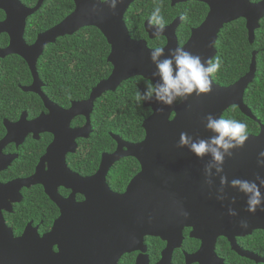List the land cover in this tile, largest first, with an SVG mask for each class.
I'll return each instance as SVG.
<instances>
[{
  "label": "water",
  "instance_id": "obj_1",
  "mask_svg": "<svg viewBox=\"0 0 264 264\" xmlns=\"http://www.w3.org/2000/svg\"><path fill=\"white\" fill-rule=\"evenodd\" d=\"M43 1L39 0L37 6L30 10L18 0H0V9L7 15L2 27L11 39L4 54L22 58L34 79L26 91L41 95L36 63L45 47L85 28L98 30L107 41L110 47L107 62L112 66V72L92 89L87 100L72 103L68 110L58 109L43 97L49 116H40L28 126L35 127L34 131L39 129L54 135L46 159L53 154L52 149L57 151L55 154L62 147L63 150L60 157L59 154L54 155L50 161L49 172L45 173L43 181L42 170H36V174L27 180L0 185V209L10 211L8 200L19 202L21 196L18 192L23 188L42 185L50 201L59 208L61 217L42 239L29 227L15 239L0 215V264H118L123 256L132 253H139L136 264H148L143 242L145 237L157 238L165 244L157 264H171L173 251L181 248L185 229L190 230V239L200 243L194 255L186 256L185 264H223L214 252L219 238L228 241L231 250L240 257L263 263L256 256L241 251L236 239L255 231L264 232V211L246 212L242 193L228 185L220 191V176H226L229 181L237 177L248 180H254L257 175L264 177V167H257L256 163L258 153L264 151V127L260 126L257 135H249L244 147L235 150L231 158H226L222 173L217 175L213 169V176L208 178L210 184L206 183L203 170L211 157L206 155L198 159L187 148L177 147L181 132L205 139L212 135L201 123L208 113L222 117L228 109L235 107L243 116L258 123L243 102L244 93L255 78L256 53L252 55L247 74L229 87L213 83L210 93L199 97L193 94L171 107L155 100L145 101L143 108L150 109L151 115L142 123L143 140L129 144L112 136L116 143L115 152L103 155L98 172L83 179L67 169L65 155L75 153L76 139H86L91 133L90 116L96 100L105 93L116 92L121 84L133 78L151 82V74L155 70L148 56L151 49L143 40H132L124 22L129 7L138 0H123L115 13L104 5H97V11L93 12L95 0H72L75 11L39 35L32 46H26L23 41L25 21L39 11ZM192 1L206 5L209 13L182 46L186 50L202 59L214 58L219 32L224 25L239 19L245 21L248 41L253 43L254 33L264 18V0L258 3H250L249 0H171V3L174 6ZM178 25V20H175L165 27L163 34L156 35L148 28V22L144 28L150 40L164 38L166 44L163 48L167 51L178 47L175 35ZM158 80L159 77L152 78L153 83ZM77 117L85 118V126L80 130H70L71 121ZM4 126L7 134L0 141V149L8 143L19 144L22 137L16 134L26 129L27 124L4 123ZM125 158L135 160L140 169L125 192L115 194L109 189L106 177L113 165ZM10 161L9 157H0V172ZM57 187L71 190L72 194L62 199L57 196ZM75 195L83 196L84 202L77 204ZM233 198L235 203H230ZM229 207L237 211L236 217L227 215ZM241 220L247 221V229L239 227ZM59 237L63 239L62 244L67 241L66 251L60 248ZM55 243H58L59 252L53 254L51 247Z\"/></svg>",
  "mask_w": 264,
  "mask_h": 264
},
{
  "label": "trees",
  "instance_id": "obj_2",
  "mask_svg": "<svg viewBox=\"0 0 264 264\" xmlns=\"http://www.w3.org/2000/svg\"><path fill=\"white\" fill-rule=\"evenodd\" d=\"M26 7H33L37 0H20ZM253 3L259 0H250ZM161 6L162 15L166 24L174 18V11H171L165 0H140L126 13L124 21L133 40H146L150 48L162 47L165 44L163 38L149 41L144 31V22L148 20L154 6ZM200 17L197 24H200L207 12L203 5H195ZM74 9L71 0H48L46 5L35 15L37 21L36 30L43 32L66 18ZM34 17V19H35ZM30 19L27 26H35V20ZM31 31V30H29ZM33 38L32 34H29ZM181 45L189 37L188 31L177 35ZM216 56L222 60V67L213 76V83L220 87H229L247 74L252 52L256 55V74L253 82L247 87L243 102L252 115L256 118L254 122L243 116L238 109L232 107L223 113V118L236 119L248 125L249 135L255 136L259 133L260 126L264 127V18L259 22V28L255 31V42L249 45L244 20H237L224 25L218 34L215 44ZM110 54V47L102 34L94 28H85L72 37L57 40L55 44L45 48L40 57L36 71L47 86L51 100L59 106L67 108L71 102H80L89 97L91 90L101 81L107 79L111 74L112 67L107 62ZM215 56V57H216ZM214 57V58H215ZM20 69L17 75L21 83L25 82L29 73L27 67L20 59H15ZM28 81V80H27ZM148 81L141 78L130 79L114 93L103 95L94 104L91 115L92 134L87 141L82 142L83 150L72 157L70 167L80 175H92L98 169L102 154L111 153L115 148L111 135L119 137L129 144H137L144 138L142 123L150 115V109L138 107L135 101L137 89L143 91ZM46 91V92H47ZM180 101H177L178 104ZM83 124V120H79ZM87 153V156L85 154ZM80 155H83L80 156ZM20 170V169H19ZM18 170V171H19ZM23 173L30 170L24 168ZM139 165L133 159H125L116 163L108 174L107 183L114 193H123L130 180L138 173ZM23 175V174H22ZM34 198L30 193L25 199L26 205H32L36 210L45 204H50L43 195L41 189H35ZM24 206H20L22 208ZM33 212V211H32ZM17 217L24 221L28 217L33 218L28 211L18 209ZM11 221L15 231L20 230L25 222ZM149 247L157 256L164 247V244L157 239H148ZM190 241L185 237V250L190 246ZM254 243L264 249V234H259ZM260 246V247H261ZM224 239H220V246L216 250L218 254L226 256L224 252L228 249ZM224 248V249H223ZM152 259L156 260L152 256ZM131 257L122 258L121 264H132Z\"/></svg>",
  "mask_w": 264,
  "mask_h": 264
},
{
  "label": "flooded vegetation",
  "instance_id": "obj_3",
  "mask_svg": "<svg viewBox=\"0 0 264 264\" xmlns=\"http://www.w3.org/2000/svg\"><path fill=\"white\" fill-rule=\"evenodd\" d=\"M18 1L22 4L23 7H25L26 9H30V10L34 9L39 2V0H37L36 4L33 7H26L20 0H18ZM47 1L48 0L43 1L41 8H43V6L46 5ZM139 1L140 0H138L137 2H139ZM165 1L168 3L169 7L171 8V11L172 12L174 11L173 20L170 23L166 24L165 27L169 26L175 20H178L179 25L175 30V35L177 38L178 46H183L188 41V39L190 38L192 31L197 29L205 21L207 15L209 13V9L206 5H204L202 3H198V2H193V1L192 2H186V3H179V4H176L174 6H172L171 0H165ZM260 1H262V0H259L258 2H260ZM137 2H135L134 4H136ZM258 2H256V3H258ZM250 3H253V2L250 1ZM134 4H132L129 7L128 11L133 7ZM198 4L203 5L207 8L206 15L200 24H197V18L200 17V14H199L196 6H195ZM73 5H74V3H73ZM41 8L39 9V11L41 10ZM39 11L34 13L32 16L28 17L25 21V30H24V34H23V41H24L26 46H32L35 43V41L37 40V37L39 35L49 31L53 27L60 24L68 16H70L75 11V5H74L73 11L66 18H64L61 22H59L55 26H53V27H51V28H49L43 32H40L41 30H36V28H35L36 25L39 23L37 21L35 15ZM34 17H35V19H34ZM30 19L35 20V23H34L35 26H27V22ZM239 20H243V19H239ZM6 21H7V15L4 11H2L0 9V141H2L7 134V130L4 126V123H8L9 125H17L19 123H24V124H27V127H26V129L24 128L22 130H19L18 133L16 134L17 137H22L21 142H19V140L17 139L19 144H17V143H10L9 144L8 143L0 149V157L11 158V161H10L9 165L7 166V168H5L3 171L0 172V185H2V186L6 185V184H10L14 181L27 180L36 174V170H42L41 180L43 181V179L46 175L45 173L49 172L50 161L52 160V158H54V155L57 156L59 154V157H60L61 152L63 150V147L61 148V150L57 154L54 153L57 151L52 149L53 154L50 155L48 159H46L45 156L47 155L48 150L53 145L54 135L50 132L40 131L39 129H36L34 131L35 127L33 128V127L28 126V125H31V123L33 121H35L36 119H38L40 116H43V117L49 116L50 111H49V108L46 107L43 97L45 99H47L48 102L51 103L53 106L57 107L58 109H60L62 111L68 110L70 108L71 104L74 103V102H71L67 108H64V107L59 106L53 100H51V98L49 97L48 91H47V86L43 83V80L40 79L37 71H36L37 77L41 83V85L39 87V92L41 95L30 92V91H26L27 89H29L33 85L34 79L32 76V72L29 69L28 64L22 58H20L17 55H13V54H9V55L4 54V52L9 48L10 43H11V39H10L9 34L6 31H4V29L2 27V25ZM146 22H148V20L144 22V25ZM245 29H246V27H245ZM29 30H31V31H29ZM144 31H145V28H144ZM187 31L189 33V37L187 38V40L184 43H182L180 45L178 42L177 35L180 34L181 32L186 33ZM30 33L32 34L33 38L29 36ZM75 34H73V35H75ZM72 36H66V37H72ZM66 37H63V38H66ZM147 37H148V35H147ZM158 38H162V37H158ZM60 39H62V38H59L58 40H60ZM148 40L153 41V40H150L149 38H148ZM247 40H248V33H247ZM136 41H138V40H136ZM143 41L146 42V45L149 49H151V50L154 49V48L149 47L146 40H143ZM254 42H255V33H254L253 43L250 44L249 41H248V43H249V45H253ZM165 44H166V40H165ZM165 44H164V46H165ZM47 46H49V45H47ZM164 46H162V47H164ZM214 48H215V46H214ZM253 53H256V55H257V52L253 51L252 55H253ZM14 58L15 59L18 58V59L22 60V62L27 67L29 77L26 78L25 82L21 83L20 79L18 80V78H17V75L20 74L21 68H19L17 66V62L14 61ZM39 59H38V61H39ZM38 61H37V63H38ZM37 63H36V65H37ZM105 94H107V93H105ZM90 118H91V116H90ZM80 119L83 120V122H84L82 125L78 123ZM85 124H86L85 118L77 117L71 121V123L69 125V129L70 130H80L85 126ZM90 125H91V119H90ZM23 130H25V132ZM91 134H92V127H91V133L89 134L88 138L75 140V144H76L75 153L74 154H66L64 157L67 169L71 173H73V174H75L78 177L83 178V179L93 177L99 170L102 156L103 155H111L116 150V143L112 139L113 142L115 143V148L111 153L102 154L101 159H100V163H99V166H98V169L96 170V172L92 175H85V176L80 175L79 173H77L76 171H74L70 167V161H71L72 157L77 155V153L84 151L83 146H82V142L87 141ZM112 136H114V135L110 134L111 138H112ZM125 143H127V142H125ZM52 152H50V153H52ZM80 156L83 157V155H80ZM85 156H87V153L85 154ZM125 159H129V158H125ZM125 159H122L119 162H121ZM24 168H28V170H30V171L25 174L21 171ZM107 179H108V175L106 177V183H107ZM129 183H128V185H129ZM107 185H108V183H107ZM127 186H126V188H127ZM36 188L38 190L39 189L42 190L43 195L46 197V199L50 203V204H45L44 206H42V208H40L38 210H36L35 208H32L31 204L30 205L25 204V199L28 197L29 193H30L31 197L34 198L33 194H35L34 190ZM126 188H125V190H126ZM109 189H110V187H109ZM125 190H124V192H125ZM56 193H57L58 197H60L62 199H67L72 194V191L67 190L63 187H57ZM123 193H115V194H123ZM18 194L21 196V200L19 202L12 203L8 200V204L10 206V211L0 209V215L2 216V219L4 221L6 228L11 230L12 235L15 239L20 238L23 235L24 231L27 229V227H29L30 231H32L34 233V235H37V237L39 239H42L44 236L48 235L52 231L55 222L58 221L59 218L61 217V212H60L59 208L57 207L56 204H54L50 201V198L45 193V189L42 185H36V186H30L29 188H23L21 191L18 192ZM74 201L77 204H81L84 202V197L81 195H75ZM20 206H24V207L19 208ZM18 209L28 211L29 214L33 218H37V219H32V218L28 217V219H26L27 221L24 220V221H26L24 226L20 230L15 231L14 227L11 226L10 222L11 221H17V220L21 221L17 217V210ZM24 221H21V222H24ZM80 223H84V222H80ZM87 227H88V225H87ZM189 233H190V230H188V229H185L183 231V242H182L181 248L173 251L172 256H171V264H185L186 256H192L199 250L200 243L196 240L190 239ZM259 234H264V232L255 231L249 236H246L244 238H238V239H236V244L241 251L246 252L250 255L256 256V258L262 260L263 263H255L252 260H248L246 258L240 257L239 255H237L235 252H233L231 250L230 244L225 239L224 240H225V243L227 245V248L226 247H224V248L228 249L227 252H224L226 254V256H223L222 254H218L216 252V250L220 246V239H223V238H219L216 242L215 250H214L216 257L219 260H221L223 262V264H264V249L262 248L261 245H260L261 246L260 247L254 243V239ZM185 237L187 239H189L190 241L196 242L195 244H193L191 242L190 246L187 248V251L185 250ZM59 239H60V248H62L63 251H66V247L68 246L67 241H65V243L62 244L63 239H61L60 237H59ZM148 239H151V238L145 237L143 239L144 247L146 248L145 256L147 257L148 264H157L161 259V253L165 248V244L157 238H152V239H157L161 243L164 244V247L162 248V250H160V252L157 256L156 249L153 252L152 249L149 247ZM58 248H59L58 243H55V245L51 247V252L53 254L58 253L59 252ZM138 255H139V253H132V254L125 255L122 258H125V257L130 258L131 257V259L133 260L132 264H136V260H137ZM152 256H154L155 258L157 257V259L153 260ZM122 258L119 260L118 264H121ZM194 264H197V263H194Z\"/></svg>",
  "mask_w": 264,
  "mask_h": 264
},
{
  "label": "clouds",
  "instance_id": "obj_4",
  "mask_svg": "<svg viewBox=\"0 0 264 264\" xmlns=\"http://www.w3.org/2000/svg\"><path fill=\"white\" fill-rule=\"evenodd\" d=\"M123 0H95L93 12L97 11V5H104L109 11L115 13L118 5ZM165 19L162 15L161 6H154L149 18L148 28L152 34H163L165 30ZM149 61L154 66L151 74V82L146 83L145 89H137L135 101L138 107L142 108V102L155 100V102L171 107L177 101L184 102L188 97L195 94H208L212 91L213 76L222 67V60L219 56L202 59L199 55L186 50L182 46L168 49L155 47L148 53ZM159 77L158 82L153 83L152 78ZM205 131L212 133L208 138L194 137L187 132H181L177 141V147L187 148L196 158L202 159L208 155L211 160L204 167L206 183L215 174L224 171L226 158H231L233 152L243 148L249 138L248 125L236 119L218 117L212 113L203 116L201 121ZM257 167H264V151L258 153ZM221 189L229 187L242 193L245 197L244 210L249 214H255L258 210L264 211V177L257 175L254 180L233 178L231 181L226 176H220ZM223 199V197H218ZM230 203H235L233 198ZM187 213L184 216L187 217ZM227 215L236 217L237 211L232 207L228 208ZM241 229H247L246 220L239 222Z\"/></svg>",
  "mask_w": 264,
  "mask_h": 264
}]
</instances>
